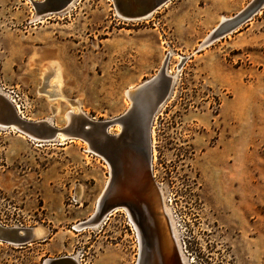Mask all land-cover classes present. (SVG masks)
Returning a JSON list of instances; mask_svg holds the SVG:
<instances>
[{
	"label": "rangeland",
	"instance_id": "374dc122",
	"mask_svg": "<svg viewBox=\"0 0 264 264\" xmlns=\"http://www.w3.org/2000/svg\"><path fill=\"white\" fill-rule=\"evenodd\" d=\"M43 1L0 0V79L19 89L23 115L66 124L70 104L36 94V75L50 77L53 66L61 93L88 118H117L128 107L126 90L169 55L166 73L175 79L153 117L150 163L179 257L264 264V8L199 50L222 17L251 0H171L140 21L119 18L112 0H75L42 16L57 0ZM86 147L0 128V224L42 228L25 246L0 241V264L71 255L78 264H136L146 252L122 209L95 228H75L110 173Z\"/></svg>",
	"mask_w": 264,
	"mask_h": 264
},
{
	"label": "water",
	"instance_id": "95a60500",
	"mask_svg": "<svg viewBox=\"0 0 264 264\" xmlns=\"http://www.w3.org/2000/svg\"><path fill=\"white\" fill-rule=\"evenodd\" d=\"M73 1L74 0H57L54 5L45 7L40 14L45 16L47 14L60 12L67 8ZM170 1L171 0H113V4L117 15L120 13L122 18L132 20L134 18L147 16L151 11L157 8L159 9ZM250 4L251 8H246L233 16L232 20L219 24L216 32H214L212 36L220 38L235 31L240 25L246 23L255 15V10H259L263 6L264 0H252ZM171 88L172 78L167 75L165 67L161 68L156 76L141 83L130 94L131 107L121 116L96 125L84 114H81L80 118L73 119V126H76L73 128L74 130L70 128L60 131L66 134L69 139H79L83 142H89V137L92 136L99 138L98 140L101 141L100 144L102 146L98 145L99 147L97 148L91 145L89 146L92 152L104 158L110 166V184L106 187V192H108L115 182H118L120 185L122 181H125L126 173L132 162L130 156H132V159H134L136 163L139 162V160L144 162L145 190H136L137 193L135 192L134 197L128 196L127 193L126 196L121 197L115 193L112 195L114 196V200L111 201V199H109L107 202L105 201L106 192H104L101 197L103 202L99 207V209L104 212L113 210L115 208L113 206L115 205L118 207L121 205L133 204L134 202L145 206L149 204L148 202L151 196L154 197L157 207L156 215L159 222L158 224L160 225L159 228H161V236H159L164 244L166 255L163 256L161 253L160 242H157L159 236L158 238L156 237L157 240L155 239V241L154 237L153 241H151L154 248L152 245H149L154 252L152 253V250L150 251L151 256H144L146 252L144 254L142 252L143 256H141V254L138 256L136 264H183L177 252L168 218L162 208L160 192L153 179L150 163L151 124L156 111L169 95ZM1 101L0 103L7 108L8 112L4 116L0 111V123L7 126L14 124L22 133L35 137L41 141L53 140V136L57 132V129L48 126L46 122H25L15 115V109L7 100L1 98ZM117 123L121 124L123 127L122 134L119 136L107 134V128ZM109 154L112 158L116 159V163L119 165L118 168L113 167ZM136 212L138 214V211ZM0 241L11 245L25 246L33 241V237L28 228L5 227L0 224ZM164 257L165 259H163ZM48 260L47 258L44 263L51 264ZM72 264L75 263L72 261Z\"/></svg>",
	"mask_w": 264,
	"mask_h": 264
},
{
	"label": "bare ground",
	"instance_id": "6f19581e",
	"mask_svg": "<svg viewBox=\"0 0 264 264\" xmlns=\"http://www.w3.org/2000/svg\"><path fill=\"white\" fill-rule=\"evenodd\" d=\"M74 1L70 5H68V8L73 5ZM246 8H251L250 2L245 6V8L243 10H245ZM263 8H264V4L259 10H255L256 11L255 15L258 14L261 11V9H263ZM157 9L151 11V13H149L147 16L134 18L132 20L122 18V15L120 13H118L119 15H117V16L119 18H121L122 20H124V21H138V20L140 21V20L149 18ZM40 16L36 15L35 17H32L31 20H35V19L37 20V18L40 17ZM232 18L233 17H222L221 18V22L219 24H223L224 22H226L228 20H232ZM219 24L214 29H212V31L203 39L201 44H199V46H198L199 50H200V48L208 46L212 42H214V41L219 39V38H216V37L212 36L214 34V32H216ZM229 34H231V33H229ZM220 38H222V37H220ZM168 58H169V55H167L164 58V60L162 61L161 66H159L157 72L161 68H164V67L167 68V64H168L167 60H168ZM52 69H53V72H52V75L50 77L47 76L45 71H42L41 73H39V81L40 82L37 84L38 86L36 88V94L38 96L45 97L48 101H51L52 103L58 102L60 100L68 102L72 109L65 113L66 124L63 127H55L50 122V120H48V119L39 120V121H33L30 118H27L24 115H22L21 114V110H16V109H15V111H16L15 115L18 118H20L21 120H23L25 122H29V123L46 122L48 124V126L54 128V129H57V132L53 136V140H47V141H58L60 145H63L65 143V141L68 140L69 138H68V136L66 134H64L63 132H60V131L62 129H70V128H72V130H74L73 128H75L76 126L75 127L73 126V122H74L73 119L80 118L81 114L85 115V113L82 111L78 101L70 100V99L66 98L61 93V83H60L59 79L56 77V74H57L56 69L53 66H49V67H47V72L48 71H52ZM157 72H156V74L154 76L157 75ZM154 76H152V77H154ZM171 78H172V80L175 79L174 76H171ZM137 87L138 86L130 87L125 92L128 100H129L127 109H129L131 107L130 94ZM0 97L4 98V99L6 98L5 96H3L1 94H0ZM1 98H0V102H2ZM126 110H125V112H126ZM0 111L3 113L4 116L8 112L7 108L2 103H0ZM88 119L91 120V122H94V124H96V125H98L101 122H105L106 121V120L99 121V120H95V119H91V118H88ZM0 128H2V129H10L12 131L19 132L22 137H27V138H29L31 140H34L35 142L41 143L43 141V140L41 141V140H39V139H37L35 137H32L30 135L22 133L20 130H18V127L15 126L14 124H11L10 126H7V125H4V124L0 123ZM112 131H114V132L112 133ZM122 132H123V127L119 123L115 124L114 127L110 126L109 128H107V134H109L111 136H119L120 134H122ZM92 138H94V139H92ZM98 139H99L98 137H94V136L89 137V142H84L86 144V146H87L85 148L86 151H91L89 145H91L94 148L95 147L96 148L99 147L98 145L102 146L100 144L101 141H99ZM72 140H76V139H69L68 141H72ZM77 140H79V139H77ZM80 141H82V140H80ZM109 157L112 160L113 167L114 168H116V167L118 168L119 165L116 163V159L112 158L110 154H109ZM130 159H131L132 162L129 165L130 166L129 170L126 173L125 181H122V184H120V185L118 184V182L117 183L115 182L111 186V188L108 190V192H106L104 190V192H106L105 193V201L106 202L109 199H111V201L114 200V196H112V195H114L115 193L118 194L121 197L126 196V193L128 194V196L134 197L135 196L134 195L135 192L137 193L136 190H145L146 182H145V176H144V169H145L144 162L139 160V162L136 163V161L134 159H132V156H130ZM106 165L108 166V168L110 170V166H109V164L107 162H106ZM109 175H110V173H109ZM109 181H110V176H109V178L107 180L106 187L110 184ZM150 194H152V193H150ZM102 195L103 194H101V196H99V198H98V200H97V202L95 204V209L92 212V214L85 221H81L78 224H76L75 228L78 231H83L84 229H88V228H95L96 226H98V224L101 222V220H103L101 222V224H102V223H104V221L106 219H108V217L111 214H113V212L117 211L118 209H122L126 213L128 219H129V223L134 228V230H135V232L137 234L140 247L142 249L146 247L145 256H151L150 255V251L152 250V253L154 251H153V249H151L149 247V245H152L151 241H153L154 237H155L154 238V241H155V239L157 240L159 235L161 236V228H159L160 225L158 224L159 222H158V218H157V215H156L157 214V207H156V204H155L154 197L151 196V198L149 199L150 201L148 202L149 204H147L145 206L141 205L140 203L137 204V203L134 202L133 204H126V205H121V206H118V207L115 205V206H113V207H115L113 210L104 211L103 212V211H101L99 209V207L101 206V203L103 202V200L101 198ZM160 197H161V193H160ZM161 202H162V198H161ZM162 208H163V211H164L165 215L167 216L168 213H167L165 204L163 205V202H162ZM136 211H138V214H137ZM28 229H30V233H31L33 239L35 237H37L39 235V233H41V231H42V228H41L40 225L32 227V228H28ZM160 236H159V239L157 240V242H160L161 253L163 254V256H165L166 254H165L164 244L162 243V240L160 239ZM152 247H153V245H152ZM142 252H143V250L140 252L141 256H143ZM48 259H49L48 261H50L51 264H72V261L75 264H78L75 256H72V255L71 256L55 257V258H48ZM163 259H165V257Z\"/></svg>",
	"mask_w": 264,
	"mask_h": 264
},
{
	"label": "built area",
	"instance_id": "2783aa9c",
	"mask_svg": "<svg viewBox=\"0 0 264 264\" xmlns=\"http://www.w3.org/2000/svg\"><path fill=\"white\" fill-rule=\"evenodd\" d=\"M0 94L6 97L5 99L12 105L14 109L21 110V114L23 115L22 94L18 88L9 87L5 85L0 79Z\"/></svg>",
	"mask_w": 264,
	"mask_h": 264
},
{
	"label": "crops",
	"instance_id": "0c3cea01",
	"mask_svg": "<svg viewBox=\"0 0 264 264\" xmlns=\"http://www.w3.org/2000/svg\"><path fill=\"white\" fill-rule=\"evenodd\" d=\"M245 8V6L239 11V12H241L243 9ZM238 12V13H239ZM237 13V14H238ZM236 15V14H235ZM233 17V16H232ZM40 19V18H39ZM221 22V21H220ZM238 29V28H237ZM211 32V31H210ZM227 36V35H226ZM225 36H223L222 38H224ZM51 52V51H50ZM58 58L60 59V57L58 56ZM60 61H61V59H60ZM62 62V61H61ZM27 70L30 72L31 70L30 69H28L27 68ZM63 72H64V75H65V67H64V65H63ZM35 75H36V71H35ZM36 79H37V81H39L38 80V78H37V75H36ZM63 89V88H62ZM63 92V91H62ZM64 95V94H63ZM65 96V95H64ZM42 97V96H41ZM66 97V96H65ZM47 102H48V100L45 98V97H43ZM67 98V97H66ZM77 100V99H76ZM48 104H49V102H48ZM46 120V119H45Z\"/></svg>",
	"mask_w": 264,
	"mask_h": 264
}]
</instances>
